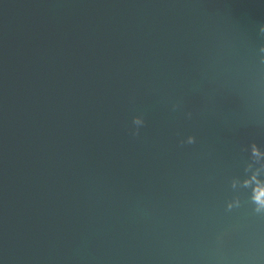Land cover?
<instances>
[{"label":"water","instance_id":"obj_1","mask_svg":"<svg viewBox=\"0 0 264 264\" xmlns=\"http://www.w3.org/2000/svg\"><path fill=\"white\" fill-rule=\"evenodd\" d=\"M261 24L264 0H0V264H264L251 190L225 210L264 151Z\"/></svg>","mask_w":264,"mask_h":264},{"label":"clouds","instance_id":"obj_2","mask_svg":"<svg viewBox=\"0 0 264 264\" xmlns=\"http://www.w3.org/2000/svg\"><path fill=\"white\" fill-rule=\"evenodd\" d=\"M260 34L264 35V24L259 27ZM259 63L264 65V45L258 49ZM176 105H173L175 110ZM190 118L191 113L187 114ZM132 125L134 126L133 136L138 135V129L144 125V120L141 117H133ZM196 139L193 136H188L186 140L180 141L181 145L194 144ZM248 153L247 160L243 161V177H233L229 181L230 189L236 193L229 201L225 203V210L232 211L241 207V200L239 192L242 189H250L251 194L248 199V203L252 206V213L258 217L264 218V197H258L256 191L258 188H264V179L260 177L264 176V151H262L255 143H251L247 148L242 149Z\"/></svg>","mask_w":264,"mask_h":264}]
</instances>
